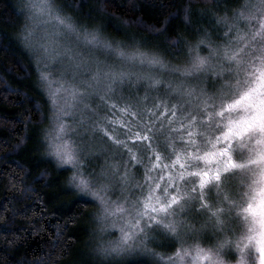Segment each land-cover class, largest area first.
Instances as JSON below:
<instances>
[{"label": "snow or ice", "instance_id": "6c2138e0", "mask_svg": "<svg viewBox=\"0 0 264 264\" xmlns=\"http://www.w3.org/2000/svg\"><path fill=\"white\" fill-rule=\"evenodd\" d=\"M17 14L24 46L50 45L63 61L79 114L61 127L72 149L50 154L73 168L78 200L99 201L103 219L121 200L132 210L118 237L97 244L104 264H147L122 259L130 251L156 264H264V0L213 13L216 26L228 28L226 42L195 29L178 64L134 36H105L59 0H22ZM37 19L48 29L43 43ZM240 22L247 31L229 38ZM141 87L145 103L155 94L151 108L139 103ZM117 113L127 119L117 121ZM165 240L172 251L149 247Z\"/></svg>", "mask_w": 264, "mask_h": 264}, {"label": "trees", "instance_id": "16d2710c", "mask_svg": "<svg viewBox=\"0 0 264 264\" xmlns=\"http://www.w3.org/2000/svg\"><path fill=\"white\" fill-rule=\"evenodd\" d=\"M21 3L0 0V264H104L94 242L99 229L98 203L90 197L87 203L78 200L80 189L72 180L73 168L61 167L46 151L50 99L18 35ZM59 3L74 19L99 26L105 36L115 40L134 36L147 48L157 47L170 62L180 61L187 51L185 37L194 42L195 29L213 30V13L223 16L237 6V0ZM177 39L181 42L174 46ZM153 248L172 251L169 246ZM141 258L155 264L147 256L122 259ZM115 259L107 264H114Z\"/></svg>", "mask_w": 264, "mask_h": 264}, {"label": "rangeland", "instance_id": "374dc122", "mask_svg": "<svg viewBox=\"0 0 264 264\" xmlns=\"http://www.w3.org/2000/svg\"><path fill=\"white\" fill-rule=\"evenodd\" d=\"M22 2V0H21ZM251 3H257L258 0H250ZM231 15V13L229 14ZM89 26V25H88ZM213 28V36L212 39L215 40L217 43H225L226 41L223 38V33L228 31V28L224 26L223 24L219 25L218 27L216 24ZM259 26L258 24L256 25ZM240 32H237L236 27H233L231 30V34L229 38H235L237 35H242L244 32L248 29L247 22H240L238 25ZM33 31L36 32L37 40L40 43H43V41L39 40V37L44 35L48 29L43 27L42 22L37 19L36 26L33 28ZM46 50L45 51H38L36 48H27L30 52L33 60L34 65L38 70L39 77L41 84L43 88L45 89L49 101H50V117L49 122L45 126V135H44V142L46 146L47 153H52L54 148H60L61 150H71L72 144H71V137H68L64 135V133L61 131V127L63 126L65 131L67 130V126L72 124L74 119L79 118V114L74 112L72 108V100L69 91L67 90V84L65 79L62 76L63 72V61L60 59L59 55L52 49L50 45H45ZM206 53V46L204 48ZM185 58V54L183 57L180 58L179 62H171L173 64H178ZM39 61V66L38 62ZM43 73L44 79L41 78V74ZM141 90V89H139ZM143 94H144V89ZM155 94H149V98L147 102L142 99L139 101L141 107H152V104L154 102L153 96ZM54 101V103H53ZM135 103V101L133 102ZM125 102L121 101L118 103V108H123ZM119 114V113H117ZM117 119H121V116ZM119 121V120H117ZM51 145L52 147H49ZM55 160L56 157L54 155H51ZM58 161V160H57ZM70 166V165H68ZM129 171L134 172H142V168H133L131 165H129ZM137 179H139V176H137ZM116 196H112V199L115 201ZM98 203V217H99V229L97 231V234L95 236V248L100 240H110L115 239L120 235L119 229L121 227H124L125 224H130L132 222L130 213L132 210L130 209L129 204L124 203L123 200H121L117 204H113L109 208V216L108 219L105 220L102 217L101 208L99 201H96ZM115 225V227H113ZM103 229V230H102ZM169 242L164 241L163 246H160L158 243L156 244H150L149 247L153 248H160L164 246H168ZM162 252V251H160ZM133 256H147L143 255L140 251H130L128 252L123 258L133 257ZM151 257V256H147ZM155 264L156 261L153 257H151Z\"/></svg>", "mask_w": 264, "mask_h": 264}]
</instances>
